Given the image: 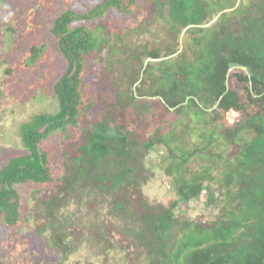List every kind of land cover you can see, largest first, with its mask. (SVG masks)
<instances>
[{
  "label": "trees",
  "instance_id": "16d2710c",
  "mask_svg": "<svg viewBox=\"0 0 264 264\" xmlns=\"http://www.w3.org/2000/svg\"><path fill=\"white\" fill-rule=\"evenodd\" d=\"M181 1L185 7L196 4V9L205 16L212 13L214 18L221 14L217 21L219 25L208 31L202 30V36L211 43L210 47L208 43V48L201 51L197 48V41L196 49L192 50L195 56L188 60L183 55L181 63L173 68L167 67V71L173 72L162 76L156 75L154 64L147 62L148 57L155 61L161 59L159 53L143 51L140 70L132 65L125 69L130 72V90L118 89L119 100L122 96V102L131 107L132 103L142 101L133 91L134 84L139 96H144L141 90L147 88L148 83L160 81L162 88L174 93L175 86H181L177 89L179 93L173 94L176 103L185 102L188 97V104H195L194 98H198L200 105H197L204 107L199 109V114L205 116L202 123L209 130L203 135L204 147L189 151L187 144L179 143L180 153L171 171L181 185L182 198L187 202L198 198L204 188H211L205 185L206 182L218 184L219 190H223L220 214L213 222L194 221L176 215L177 201L168 207L150 203L142 192L149 180L145 174L144 144L140 143L138 147L131 144L127 139L132 133L127 132L125 125L108 130L110 124L107 120L103 122L102 135L98 137L107 147L89 145L79 150L78 166L66 167L60 178L59 193L51 194L44 202L47 218H44L43 225H37L34 210L25 213L19 187L41 185L45 190L52 181L53 147L46 145V139L65 132L80 119L81 107L85 103L83 74L89 57L99 56L105 49L106 59L115 54L114 46L118 43L115 44L105 32L102 18L114 9L134 12L135 6V0H103L89 12L80 13L68 8V0H59L58 12L50 14L51 25L47 31L42 26L34 29L33 39L37 46L33 44L30 48L37 57L35 54L39 50H50L53 46L49 44L54 42L57 56L64 62V70L57 80L51 84L47 82L50 80H41L37 87L39 95L46 93L55 98L56 108L49 112L35 113L32 108L26 111L33 115L20 127L23 154L11 156L0 169V225L15 228L21 223H33L40 237L49 232L51 249L57 251L62 264L71 258L75 247L73 237L65 231L56 214L57 209L70 201L76 192L90 198L99 197L98 201L103 198L104 202L111 203L114 213L128 215L125 234L134 248L135 264H264V0ZM198 20L203 21L201 17ZM220 25L221 31L217 28ZM14 30L11 25L5 31L12 35ZM2 93L5 92L0 89V99ZM175 102L169 104L175 105ZM217 104L214 111L218 114L232 107L255 111L248 115L243 125L245 134L241 140L240 158L232 157L223 162L216 159L204 169L183 172L197 152H208V146L221 140L220 134L218 139L214 138L217 133L209 126L213 112L208 109ZM127 114L126 124L132 116L129 111ZM107 137L114 142L113 146L105 143ZM210 157L219 158V154L213 152ZM108 158L113 161L105 165ZM184 173L191 174V178ZM39 194L38 191L30 196ZM217 200L214 198L212 204ZM53 231L56 233L54 240L51 237Z\"/></svg>",
  "mask_w": 264,
  "mask_h": 264
},
{
  "label": "rangeland",
  "instance_id": "374dc122",
  "mask_svg": "<svg viewBox=\"0 0 264 264\" xmlns=\"http://www.w3.org/2000/svg\"><path fill=\"white\" fill-rule=\"evenodd\" d=\"M102 1L68 0V8L86 13ZM134 5V12L124 13L114 9L102 18L105 32L114 39L115 44L118 43L114 46L115 54L106 59L105 49L99 56L89 57L83 74L85 103L81 107L80 119L65 132L46 139L48 141L46 145L53 147L52 181L45 190L41 185L19 187L23 210L25 213L34 210V220L37 219V225H43L44 218H47L44 202L51 194L59 193L60 178L65 173L66 167L78 166L79 150L89 145L103 149L107 147L98 139L104 130L103 122L107 120L115 125H125L128 128L127 132H135L142 140L147 132L152 131L153 135L162 134L170 128V125L176 123L180 116L179 109L164 111L165 107L153 99L155 95L162 96L164 92L162 88L161 90L155 87L150 90L148 87L144 88L141 91L147 99L132 103L131 107H127L122 102V96L119 100L118 89L123 92L130 90V72L125 69L132 65V68L140 70L143 51H152L158 52L161 57L156 60L157 62L155 60L151 62L154 64L152 67L155 74L159 76L171 74L173 71H167V67L173 68L181 63L184 60L183 55L188 60L195 56L192 50L194 47L196 49L197 41V48L201 51L210 47L211 43L202 35L210 27L219 25L217 21L221 15L212 18L214 14L211 13L205 16L196 9V4L185 7L181 0H135ZM58 6L59 0H0V81H3L2 84L0 83V89L5 92L0 99V169L11 156L23 154L20 127L33 115L30 110L28 113L26 111L32 108L35 113H39L56 108L55 98L46 93L39 95L37 87L40 86L41 80H50L47 81L49 84L57 80L64 70V62L57 56L54 42L49 44L50 47L53 46L50 50L45 49L43 52L39 50L35 54L37 57L33 56L30 48L33 44L37 46L33 39L35 30L43 27L42 29L47 31L51 25L50 14H56ZM200 17L203 21L197 22ZM11 25L15 29L12 35L5 31ZM217 28L221 31V25ZM9 37L13 42H8ZM7 54L10 57H5ZM149 61L151 60L148 59L147 62ZM106 63L109 64L108 67ZM160 84L163 85L161 81ZM136 86L134 84L133 91L139 96ZM127 111L132 115L131 120L129 118L127 121L128 124L124 123L125 116L129 115ZM254 113L252 108L243 110L232 107L226 112L221 110L219 118L210 115V120L218 125L221 140H214L215 144L206 148L208 152H197L184 172L204 169L216 159L223 162L232 157L240 158L242 143L233 146L230 140L231 132L243 125L249 114ZM193 116L190 119L187 113L183 124L175 130L174 136L178 142L173 149L167 150L171 155L168 161L163 159V162H160L162 158L153 153L147 155L145 174L149 180L142 187V192L154 206L168 207L171 202L181 198V194L177 193L179 185L170 170L180 153L178 143L187 144L189 151H193L196 147H204L205 141L193 136L195 132L199 134L201 128L204 129L201 124L200 129L189 131L184 129L187 125L198 124L195 123L198 121L196 118L193 119ZM214 138L219 137L215 135ZM105 143L109 147L114 145L108 137ZM213 152L219 154V158H211ZM110 161H113L112 158L106 159L104 164L108 165ZM153 163L157 164L152 166ZM202 165L204 166L200 167ZM187 173H184L185 176L191 178L192 175ZM205 185L216 190V198H218L216 203L212 204V198H207L205 195L190 202L180 200L174 210L178 217L205 222H213L216 219L220 214L219 202L223 190H219L218 184L211 182H206ZM38 191L39 195L30 196ZM99 199L96 196L90 198L81 192L80 194L76 192L70 201L57 209V219L61 221L65 231L73 237L72 244L74 243L75 247L71 258L63 264L136 263L134 248L125 234L128 228V215H117L111 210V203L104 202L103 198L98 201ZM55 234L53 231L51 235L53 240ZM58 237L56 240L59 239ZM48 238L49 232L40 237L33 223L30 225L21 223L15 228L0 225V264H62L57 251L51 249Z\"/></svg>",
  "mask_w": 264,
  "mask_h": 264
},
{
  "label": "flooded vegetation",
  "instance_id": "af4514ba",
  "mask_svg": "<svg viewBox=\"0 0 264 264\" xmlns=\"http://www.w3.org/2000/svg\"><path fill=\"white\" fill-rule=\"evenodd\" d=\"M148 59H152V61H149V62H154V60H155V59H153L151 57H148ZM146 64H147V62L145 63L144 71L146 69ZM143 75L144 74L142 73V76H141L142 78H143ZM147 87H148V90H150V89H152L154 87L157 90H161L162 84H160V83H156V84L148 83ZM175 87H176V93H174L173 90L162 88L164 90L162 96L161 95L160 96L159 95H155V96H153V99H156L157 100L156 102H158L159 104L163 105V107H165L164 111H166L167 109H170V110L179 109L180 116H179V119L176 121V123H173L172 125H170V128L167 131H165L164 133L162 132V134L153 135L154 132L153 133H152V131H149V133L147 132V134L144 135L143 140L139 139L136 136L135 132H133L132 135L128 136L127 140H129V142L131 144H134L135 146L137 145V147L139 146L140 143L144 144V148H145V151H146V155H145L146 158H147L148 154L153 153L156 156L159 155V157L162 158V161H160V162H163V159L168 161V158L171 157V155H170V153H168L167 150L170 151V149H173L176 146V144L174 145L173 143H177L178 141L175 139V136H174L175 134L174 133H175V130H177V128L179 127V125L183 124L184 120L186 119L187 113H189L190 119L194 115L193 119L196 118L198 122H195V123H198V124H190L189 126L187 125L186 127H184L185 130H187V131H189L190 129L196 130L199 127H201V125H202V127H204V129L203 128H201V129L199 128L200 129L199 134L197 132H195L194 135H193V136H198L202 140H204L203 135H205V133L207 131H209L208 130V126H205L204 123H202V121L203 122L205 121L204 120L205 116L199 114V109L200 108L204 109V107L198 106V105H200V101L198 100V98H196V97L194 98V100L196 102L195 104L194 103L193 104L192 103L188 104V100H189L188 97L186 98L185 102H177L176 103L175 102L176 99L173 96V94L177 95L179 93V90L177 91V89L179 87H181V86L179 85V86H175ZM136 97L138 99H142V100H144L146 98V96H138V95H136ZM147 101H149V100H147ZM172 102H175V103H173L175 105H170L169 104V103H172ZM208 110L210 111L211 109H208ZM203 117H204V119H203ZM209 121H210L209 126H211L210 128L213 127V130L216 131V133H217L216 136L218 134H220L219 133V129H218V125L213 120H210V117H209ZM108 123L110 124V126L107 128L108 130H111V129L115 128V127H118V128L124 127V125H117V124L115 125L113 122L112 123L108 122ZM124 123H126V122H124ZM243 125L239 126L234 131L231 132L230 140H231V143L233 144V146H235V145L237 146V143H241L242 136L245 134V128H243ZM121 133L123 134V131ZM123 136H124V134H123ZM178 147H179V143H178ZM149 161H151V160H149ZM146 162H147V160H146ZM150 163H152V162H150ZM152 166H154V163L152 164ZM184 168L185 167H183V169ZM170 170H172V169L170 168ZM169 173H171V172H169ZM177 184H178V182H177ZM178 185L179 186H177V193L181 194V198L178 199V200H175V201H177V203H179L180 200L184 201V199L182 198V194L183 193H182V190L180 188L181 185L180 184H178ZM201 195H205L207 198L211 197L212 200L214 198H216V192L214 190H212L211 188H209V189L204 188V190L201 192V194L198 196V198ZM184 202H187V201H184Z\"/></svg>",
  "mask_w": 264,
  "mask_h": 264
},
{
  "label": "crops",
  "instance_id": "0c3cea01",
  "mask_svg": "<svg viewBox=\"0 0 264 264\" xmlns=\"http://www.w3.org/2000/svg\"><path fill=\"white\" fill-rule=\"evenodd\" d=\"M218 107V104L217 105H214L213 108L210 110L211 112H213V118H219V114L216 113L214 110H216V108Z\"/></svg>",
  "mask_w": 264,
  "mask_h": 264
},
{
  "label": "water",
  "instance_id": "95a60500",
  "mask_svg": "<svg viewBox=\"0 0 264 264\" xmlns=\"http://www.w3.org/2000/svg\"><path fill=\"white\" fill-rule=\"evenodd\" d=\"M152 61V59H150ZM246 70V68H244Z\"/></svg>",
  "mask_w": 264,
  "mask_h": 264
}]
</instances>
